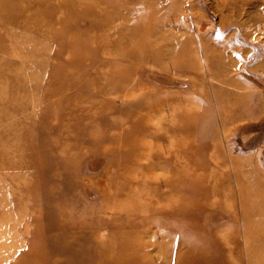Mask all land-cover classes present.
Wrapping results in <instances>:
<instances>
[{
	"label": "rangeland",
	"instance_id": "obj_1",
	"mask_svg": "<svg viewBox=\"0 0 264 264\" xmlns=\"http://www.w3.org/2000/svg\"><path fill=\"white\" fill-rule=\"evenodd\" d=\"M197 236L264 264V0H0V264Z\"/></svg>",
	"mask_w": 264,
	"mask_h": 264
},
{
	"label": "bare ground",
	"instance_id": "obj_2",
	"mask_svg": "<svg viewBox=\"0 0 264 264\" xmlns=\"http://www.w3.org/2000/svg\"><path fill=\"white\" fill-rule=\"evenodd\" d=\"M72 237L76 240L77 236H80L79 233H71ZM206 238V237H205ZM196 243L198 245H202L201 248H194L193 246L191 247L190 250V257L188 259L185 260V264H213L210 261V257H209V253H210V249H207V247H205V245L203 244L205 242V239H199V237L197 236L195 238ZM217 246L221 247V240L220 243L216 244ZM195 246V245H194ZM81 248V246H79ZM79 248V249H80ZM225 253V252H224ZM225 255V254H224ZM102 264V263H101ZM219 264V263H218ZM221 264V263H220Z\"/></svg>",
	"mask_w": 264,
	"mask_h": 264
}]
</instances>
